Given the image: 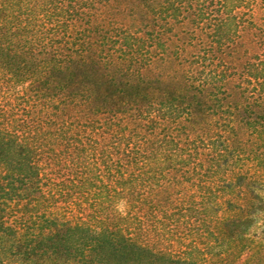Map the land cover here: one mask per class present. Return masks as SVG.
<instances>
[{
  "label": "rangeland",
  "instance_id": "rangeland-1",
  "mask_svg": "<svg viewBox=\"0 0 264 264\" xmlns=\"http://www.w3.org/2000/svg\"><path fill=\"white\" fill-rule=\"evenodd\" d=\"M165 3L169 8L174 4L177 17L163 21L157 16ZM95 8L101 27H113L115 56L123 32L150 35L136 55L144 60H135L129 71L145 73L149 80L161 75L162 84L147 86L144 104L150 114L145 116L44 114L40 124L46 130L33 142L39 149L35 160L44 164L41 185L58 196L38 198L33 213L50 212L55 202L62 213L96 226L126 224L122 227L131 241L187 257L191 264H264V214L258 211L264 200L257 197L262 193L226 189L228 167L218 169L214 160L224 154L219 142L231 139L225 128L232 120L228 111L247 103L245 93L255 92L247 76H264L259 71L264 65V0L226 6L223 0H115L106 23ZM195 14L200 20L190 23ZM217 28L221 38L214 35ZM206 74L217 84L197 86ZM21 103L15 93H0V108L11 105L9 118L32 115L34 120ZM159 105L163 112L156 118L153 110ZM186 109L195 112L193 120L185 117ZM237 139L242 147L245 135ZM140 141L148 142L143 152L138 151ZM2 197L0 215L5 217ZM121 200L127 206L118 212L115 205ZM28 207L14 205L8 213L18 215ZM25 239L18 247L0 227V264H61L43 253L44 245L26 247Z\"/></svg>",
  "mask_w": 264,
  "mask_h": 264
},
{
  "label": "trees",
  "instance_id": "trees-1",
  "mask_svg": "<svg viewBox=\"0 0 264 264\" xmlns=\"http://www.w3.org/2000/svg\"><path fill=\"white\" fill-rule=\"evenodd\" d=\"M236 2L223 0L225 6ZM165 4L166 7L159 6L157 16L163 21L177 17L178 9L174 4L170 8ZM95 6L99 7L105 23L112 20L115 0H0V93L22 97V106L30 110L34 118L31 120L30 115L29 119L19 121L8 117L11 105H5V110L0 108V195L6 208L5 217L0 215V227L13 236L18 247L21 238L28 237L26 247L32 242H36L39 249L44 245L43 253L61 264H138L143 259L149 264L150 261L191 264L187 257L154 252L131 241L122 227L127 228L126 224L96 226L62 213L54 201L50 212L33 213L38 198L58 196L41 185L44 164L35 160L39 149L33 143L34 138L46 130L40 118L44 114L57 118L62 113L80 118L101 113L145 116L150 114L144 104L147 86L162 84L158 77L161 75L152 81L145 73L129 71L135 60H144L136 55L143 51L140 44L150 35L123 32L118 36L120 51L115 56L113 27L109 29L107 23L101 27ZM198 15H193L190 23L198 22ZM213 32L216 38L223 36L219 28ZM259 71L264 74V65ZM247 80L256 87L255 92L245 93L247 103L228 111L232 120L225 128L231 139L219 142L224 154L216 155L214 160L218 169L228 167L230 179L226 189L233 191L239 187L248 193L261 192L262 196L257 194V197L263 201L264 76L248 75ZM211 83L217 84L208 75L197 86L206 87ZM11 98L8 97L9 102ZM192 100L193 97L187 101L189 105ZM186 110L185 117L192 119L195 112ZM160 112H163L160 105L153 110L156 118H160ZM59 133L66 134L64 130ZM239 133L246 137L242 147L237 139ZM138 144V151L147 149L148 142ZM11 157H15V163ZM14 205L29 207L10 216L8 211ZM258 211L264 214L263 207Z\"/></svg>",
  "mask_w": 264,
  "mask_h": 264
},
{
  "label": "clouds",
  "instance_id": "clouds-1",
  "mask_svg": "<svg viewBox=\"0 0 264 264\" xmlns=\"http://www.w3.org/2000/svg\"><path fill=\"white\" fill-rule=\"evenodd\" d=\"M126 206H127L126 201L121 200L117 202V204L115 205V209L118 212H123Z\"/></svg>",
  "mask_w": 264,
  "mask_h": 264
}]
</instances>
